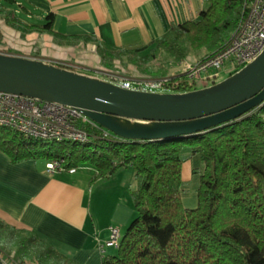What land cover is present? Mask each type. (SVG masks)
Wrapping results in <instances>:
<instances>
[{
    "label": "trees",
    "instance_id": "obj_1",
    "mask_svg": "<svg viewBox=\"0 0 264 264\" xmlns=\"http://www.w3.org/2000/svg\"><path fill=\"white\" fill-rule=\"evenodd\" d=\"M207 1L198 20L171 24L150 45L126 52L150 48L154 56L175 62L183 61L190 49L214 53L228 40L245 0ZM0 15L21 31L57 35L52 13L41 25H31L0 3ZM99 51L110 60L114 53H124ZM166 78L163 86L171 92L196 89L183 73ZM85 127V142L26 138L5 128L0 151L12 163L58 159L64 169L89 164L95 168L92 181L108 179L123 167L133 169L135 216L115 254L103 256L101 264H264V104L207 131L159 140L125 139L98 125ZM195 155L201 161L197 201L194 207H185L182 163ZM0 253L5 260L22 264H77L35 233L1 221Z\"/></svg>",
    "mask_w": 264,
    "mask_h": 264
},
{
    "label": "crops",
    "instance_id": "obj_2",
    "mask_svg": "<svg viewBox=\"0 0 264 264\" xmlns=\"http://www.w3.org/2000/svg\"><path fill=\"white\" fill-rule=\"evenodd\" d=\"M15 1L16 15L31 25H41L52 13V29L57 35L39 31L21 35L15 31L8 44L10 50L0 52L62 66L71 63L88 75L108 70L106 63H121L122 56L114 53L116 57L110 60L99 49L126 52L150 45L171 24L198 20L208 5L207 0ZM46 163L44 159L12 163L0 151V221L35 233L77 264H101L103 256L116 252V247L105 244L109 227H117L122 235L135 216L133 169L123 167L108 179L92 181V165H79L72 173H49ZM200 169L198 155L182 163L181 198L185 207L196 205Z\"/></svg>",
    "mask_w": 264,
    "mask_h": 264
},
{
    "label": "water",
    "instance_id": "obj_3",
    "mask_svg": "<svg viewBox=\"0 0 264 264\" xmlns=\"http://www.w3.org/2000/svg\"><path fill=\"white\" fill-rule=\"evenodd\" d=\"M0 91L77 107L125 139L185 136L239 119L264 104V50L209 88L169 93L124 89L43 60L0 52ZM119 118L147 123L125 127ZM0 264H4L1 259Z\"/></svg>",
    "mask_w": 264,
    "mask_h": 264
},
{
    "label": "built area",
    "instance_id": "obj_4",
    "mask_svg": "<svg viewBox=\"0 0 264 264\" xmlns=\"http://www.w3.org/2000/svg\"><path fill=\"white\" fill-rule=\"evenodd\" d=\"M263 50L264 0H245L241 17L223 46L200 60L194 62L180 61L179 70L180 73L193 80L196 86L207 82L212 83L219 79V70L227 69L229 75L233 74L256 59ZM48 63L59 65L58 63ZM61 67L66 68L68 65L65 64ZM66 69L78 72L75 69ZM94 74L85 75L103 79L129 90L171 92L163 86L168 79L166 77L162 79L128 78L107 69L98 70ZM89 124L98 125L77 107L0 91V127L8 128L26 138L51 142H85L88 138L85 126ZM104 131L107 130L104 129ZM46 171L49 173L55 171L72 173L75 168L64 169L61 160L55 159L46 163ZM109 230V238L105 244L117 247L121 234L115 226H110ZM0 259L4 264H22L7 261L3 257Z\"/></svg>",
    "mask_w": 264,
    "mask_h": 264
},
{
    "label": "rangeland",
    "instance_id": "obj_5",
    "mask_svg": "<svg viewBox=\"0 0 264 264\" xmlns=\"http://www.w3.org/2000/svg\"><path fill=\"white\" fill-rule=\"evenodd\" d=\"M0 3L6 6L8 9L12 8L16 14L18 13L16 4L14 5L8 4L6 3L5 0H0ZM15 31H18L21 35L25 33V31H21L7 24L4 21L3 17L0 15V49L1 50H10L8 44L12 41L13 39L12 33H14ZM206 55H208V53L205 48H200L196 50L190 49L188 51L187 57L184 60L188 62H194L202 59ZM119 56L120 57L122 56L120 64L114 66L111 63L110 65L109 63H106L107 64L106 66H108V70L115 71L128 78L162 79L164 77L177 75L180 73L179 62H175L170 58H163L162 56L156 54L154 56L153 52L150 51V48H147L146 50L138 53L124 52L122 54H119ZM123 58L125 59L124 61ZM38 60H43V59H38ZM72 65L73 64L69 63L68 67L66 68L72 69L73 68ZM228 75H229V71L227 69L219 70L218 77L220 80L218 79L217 82L215 83L220 82ZM213 84L214 83H208V82L201 85L199 84L196 86V90L209 88ZM164 93H169V92H164ZM132 122L147 123L142 121L139 122L136 120H132ZM6 131L7 129L5 128L3 130H0V134H4L6 133ZM39 160L42 161V159ZM0 255L1 257L3 256L2 253H0Z\"/></svg>",
    "mask_w": 264,
    "mask_h": 264
},
{
    "label": "bare ground",
    "instance_id": "obj_6",
    "mask_svg": "<svg viewBox=\"0 0 264 264\" xmlns=\"http://www.w3.org/2000/svg\"><path fill=\"white\" fill-rule=\"evenodd\" d=\"M117 121H118L121 125H123V126H125V127H131V126H132V122H131V121H128V120H125V119H121V118L117 119Z\"/></svg>",
    "mask_w": 264,
    "mask_h": 264
}]
</instances>
